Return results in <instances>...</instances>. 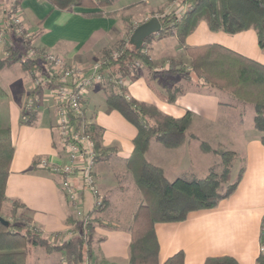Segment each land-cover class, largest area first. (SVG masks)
<instances>
[{
  "label": "crops",
  "instance_id": "0c3cea01",
  "mask_svg": "<svg viewBox=\"0 0 264 264\" xmlns=\"http://www.w3.org/2000/svg\"><path fill=\"white\" fill-rule=\"evenodd\" d=\"M13 1L0 0V20L5 21V11ZM172 2L115 0L113 4L101 8L74 6L61 9L49 0H21L15 13L22 17L27 31L31 33L34 47L41 51H54L70 64L90 65L102 59L105 48L114 47L120 40L131 36L133 27L152 16L173 10ZM98 10H103V14H87ZM10 34L0 37V59L7 54ZM208 43L222 44L264 64V50L259 45L255 28L233 33L213 30L206 19L200 20L182 40L177 33L154 35L147 44L146 52L155 70L183 67L190 72V56L186 48ZM40 61L46 66V61L41 57ZM140 72L138 76H127L123 83L127 93L175 118L191 112L192 121L207 122L212 126L219 124L223 108L251 104L238 102L223 90L197 85L194 78L173 74H168L166 78L157 76L153 82L161 90H165L163 86L169 82L184 89L175 101L170 102L148 83L149 70L143 67ZM40 73L25 70L19 62L0 67V85L6 91V96L0 101V119L2 124L10 126L14 145L5 204L18 200L28 211L31 226L51 240L62 236L65 241L78 233L71 223L75 219L73 206L63 190L61 175L39 165L43 157L52 162L66 160L57 129V107L51 89L42 84L39 91L30 94L36 87L35 76ZM30 99L35 101L33 111L37 114L33 123L25 122L23 117V113L28 112L25 109ZM84 111L90 121L103 128L102 144L116 150L110 157L98 159L96 163L97 182L105 197L103 208L95 211L93 195L87 191L83 193V209L86 212L94 211L99 219L94 225L92 253L82 262L77 257V263L131 264V228L144 200L129 165L138 129L120 111L108 106L104 84L89 88ZM186 132L193 135L191 131ZM262 135L263 132L254 126L253 120L250 129L243 128L241 136L244 140L238 150L231 149L241 153L245 166L233 193L214 207L190 211L183 220L155 223L159 241V262L156 264H163L180 250L185 253L184 264H204L208 256L219 255L233 256L240 264H258V256L264 253L261 249L264 247ZM192 145L185 139L178 144L152 140L147 159L162 167L169 180L181 176L202 177L199 176V160L204 152L199 145ZM42 248L44 253H41L46 255L45 259H49L50 264H62L65 254L74 256L72 250L75 247L52 251ZM34 250L40 249L34 246Z\"/></svg>",
  "mask_w": 264,
  "mask_h": 264
},
{
  "label": "trees",
  "instance_id": "16d2710c",
  "mask_svg": "<svg viewBox=\"0 0 264 264\" xmlns=\"http://www.w3.org/2000/svg\"><path fill=\"white\" fill-rule=\"evenodd\" d=\"M61 9L82 6L86 8H101L114 3L115 0H49ZM21 0H14L6 9V20H10ZM188 9L181 14L176 9L159 15L162 29L159 33L147 37L140 47L127 39L120 40L114 47L105 48L102 57V71L108 76L104 84L106 102L112 109L120 111L138 129L134 138V153L129 159V165L134 171L136 182L141 189L144 200L140 204L131 228L130 243L131 264H156L159 262V241L155 231L158 221L183 220L192 210L211 208L228 197L237 188L245 170L244 164L239 167L236 177H233V166L236 163L237 152L234 150L217 151L224 163V170L219 173L214 169L202 177H177L169 180L162 167L149 161L146 157L152 140L165 144L183 142L187 129L193 119V113L187 112L181 118L165 114L156 106L131 97L122 84H117L120 75L138 76L140 69L145 67L150 74L148 83L158 90L162 97L170 102L175 101L184 89L169 82L164 89H159L153 80L168 74L180 75L184 78H194L197 85H207L228 92L242 103H251L254 107V126L263 132L264 142V64L244 56L222 44L208 43L187 47L190 56V72L181 68L155 70L150 55L146 52L147 44L154 35L166 36L177 33L182 37L191 33L200 20L206 19L213 30L238 32L253 27L258 32L259 45L264 50V0H186ZM88 15L103 14V10L88 12ZM134 30V27H133ZM5 32L16 33L15 26L9 23ZM23 43L31 44V38H23ZM117 50L118 55L113 51ZM142 63V68H134L135 61ZM21 63L25 70L40 71L47 74L46 67L39 58L24 57L19 49L7 45V54L0 59V67ZM34 74V73H33ZM36 78V76H35ZM203 81V83H201ZM52 87L54 83L46 82ZM41 83L37 84L30 94L39 91ZM166 91V92H165ZM6 96V91L0 85V101ZM36 111L23 113L24 121L33 123ZM73 122L79 124L81 118L72 115ZM88 131L95 140L97 160L110 157L115 147H105L102 144L103 128L90 121ZM204 150H208L203 143ZM206 146V147H205ZM14 156L11 129L0 119V215L6 196V183L10 173V165ZM13 203L19 206L18 200ZM93 212V211H92ZM99 218H92L84 228L76 220H72L74 230L78 233L63 242H56L44 236L35 226H26L13 221L4 224L0 221V264H26V259L33 253L34 246H42L47 251L61 250L67 247L77 248V257L83 261L92 253L94 225ZM264 232L262 230V241ZM183 250L171 255L163 264H184ZM258 264H264V253L257 258ZM85 264V263H84ZM204 264H240L230 255L208 256Z\"/></svg>",
  "mask_w": 264,
  "mask_h": 264
},
{
  "label": "built area",
  "instance_id": "2783aa9c",
  "mask_svg": "<svg viewBox=\"0 0 264 264\" xmlns=\"http://www.w3.org/2000/svg\"><path fill=\"white\" fill-rule=\"evenodd\" d=\"M188 6L186 0L172 2V8L176 9L178 14L186 11ZM9 23L14 24L16 32L24 39L31 38V33L27 31L22 17L15 11L9 21L0 20V32L5 30ZM27 48L28 57L39 55L35 58L41 57L46 61L47 74L40 73L34 80L35 86L39 83L44 85L46 82L54 83L49 88L57 107V129L66 158L63 162H52L49 158L43 157L39 165L61 175L63 190L75 212L74 220L85 228L95 214L94 211L86 212L83 209V193L87 191L93 195L95 211L103 208L105 197L97 182V151L95 140L87 129L90 120L85 115L84 102L89 88L93 85L105 84L108 76L101 69L102 60L90 65L70 64L54 51H41L33 45ZM113 54L118 55V51L114 50ZM142 66L139 60L133 65L134 68ZM127 76L120 75L117 84L124 85ZM34 103L35 101L30 99L25 110H33ZM72 115L79 116L81 122L74 123ZM261 249L264 251V247Z\"/></svg>",
  "mask_w": 264,
  "mask_h": 264
},
{
  "label": "rangeland",
  "instance_id": "374dc122",
  "mask_svg": "<svg viewBox=\"0 0 264 264\" xmlns=\"http://www.w3.org/2000/svg\"><path fill=\"white\" fill-rule=\"evenodd\" d=\"M5 35H7L5 30L0 32L1 37H4ZM9 36L11 37V41L9 42V44L14 46L16 49H19L24 57H28L27 55L28 45H25V43H23L22 35L20 33L14 32L12 33V36L11 34ZM30 45H32V43ZM38 56L39 55H36L35 57ZM227 93H224L225 96H228ZM253 117H254L253 105L242 104L238 108L235 107L229 109L223 108L219 124H214L211 126V124L207 122L191 121L187 130L193 132V135H189L188 133L187 136L185 137V140L186 141L188 140L189 143H192L197 147L200 146V148L204 152V154H202L201 160H199L201 166L199 176L207 175L211 171V169H214L219 173H221L224 170L225 166L221 159V155L215 153L213 150H217L219 152L225 150H231V149L238 150V148L241 146L244 140V137L241 136L243 132V128L245 129L251 128L253 124ZM194 132H196V134ZM203 143L208 145L209 147L208 150H204ZM241 164H242V155L240 152H238L236 156V163L232 169L233 172L232 180L235 179L237 171L241 166ZM132 172L134 174L133 170ZM1 215L9 221H13L26 226H31V224L29 223L28 211L22 206H19L18 204L16 205L13 202L10 204L4 203L3 207L1 208ZM53 240L60 242L63 241V237L57 236ZM38 249L40 250L35 251L33 249L34 254L26 259L25 261L26 264H50L49 259L47 258L45 259L46 255L41 253V252L44 253V251L42 250L43 248L38 246ZM72 251L74 252V256L65 254L63 257L62 264H78L77 248L76 247L73 248Z\"/></svg>",
  "mask_w": 264,
  "mask_h": 264
},
{
  "label": "water",
  "instance_id": "95a60500",
  "mask_svg": "<svg viewBox=\"0 0 264 264\" xmlns=\"http://www.w3.org/2000/svg\"><path fill=\"white\" fill-rule=\"evenodd\" d=\"M161 29L162 23L159 16H152L134 28L130 37V41L137 47H140L147 37L151 36L152 34L159 33ZM0 221L4 224L9 223V220L4 218L2 215H0Z\"/></svg>",
  "mask_w": 264,
  "mask_h": 264
}]
</instances>
